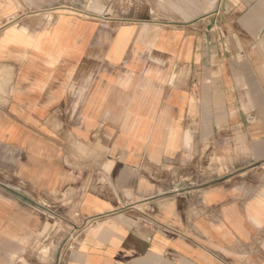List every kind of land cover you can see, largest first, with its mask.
I'll return each mask as SVG.
<instances>
[{
  "label": "crops",
  "instance_id": "crops-1",
  "mask_svg": "<svg viewBox=\"0 0 264 264\" xmlns=\"http://www.w3.org/2000/svg\"><path fill=\"white\" fill-rule=\"evenodd\" d=\"M263 68L264 0H0V264H264Z\"/></svg>",
  "mask_w": 264,
  "mask_h": 264
},
{
  "label": "rangeland",
  "instance_id": "rangeland-1",
  "mask_svg": "<svg viewBox=\"0 0 264 264\" xmlns=\"http://www.w3.org/2000/svg\"><path fill=\"white\" fill-rule=\"evenodd\" d=\"M262 73L264 79V68L262 69ZM77 225L78 223L69 227L70 230L62 242V248L65 249L77 241V235L79 233V228L77 227ZM53 256L54 254L50 252L49 249H41L40 253L38 254V264H61V260L54 259ZM33 264H36V262Z\"/></svg>",
  "mask_w": 264,
  "mask_h": 264
}]
</instances>
